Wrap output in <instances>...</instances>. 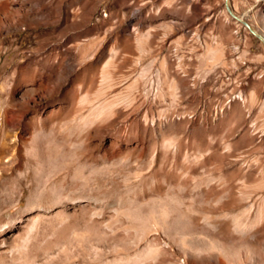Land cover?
<instances>
[{
    "label": "rangeland",
    "instance_id": "obj_1",
    "mask_svg": "<svg viewBox=\"0 0 264 264\" xmlns=\"http://www.w3.org/2000/svg\"><path fill=\"white\" fill-rule=\"evenodd\" d=\"M230 7L0 0V264H264V0Z\"/></svg>",
    "mask_w": 264,
    "mask_h": 264
},
{
    "label": "water",
    "instance_id": "obj_2",
    "mask_svg": "<svg viewBox=\"0 0 264 264\" xmlns=\"http://www.w3.org/2000/svg\"><path fill=\"white\" fill-rule=\"evenodd\" d=\"M225 4H226V7H227L229 13H230L231 15H233V12H232V10H231L229 4H228V0H225ZM248 27H249V26H248ZM250 30L255 34V31H254L253 29H250ZM256 35H258V34H256ZM258 36L261 38L260 35H258Z\"/></svg>",
    "mask_w": 264,
    "mask_h": 264
},
{
    "label": "bare ground",
    "instance_id": "obj_3",
    "mask_svg": "<svg viewBox=\"0 0 264 264\" xmlns=\"http://www.w3.org/2000/svg\"><path fill=\"white\" fill-rule=\"evenodd\" d=\"M228 4L230 6V0H228ZM231 8V7H230ZM232 10V9H231ZM233 12V11H232ZM233 16L239 18L242 22H245L244 18L237 17L236 14L233 12Z\"/></svg>",
    "mask_w": 264,
    "mask_h": 264
}]
</instances>
